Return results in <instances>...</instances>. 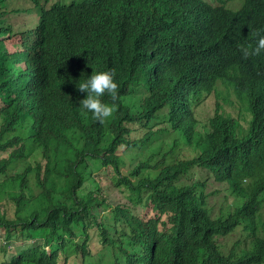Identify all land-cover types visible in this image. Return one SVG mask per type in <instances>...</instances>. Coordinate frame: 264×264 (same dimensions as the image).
I'll list each match as a JSON object with an SVG mask.
<instances>
[{
  "label": "trees",
  "instance_id": "trees-1",
  "mask_svg": "<svg viewBox=\"0 0 264 264\" xmlns=\"http://www.w3.org/2000/svg\"><path fill=\"white\" fill-rule=\"evenodd\" d=\"M66 1L0 0V264H264V51L241 52L264 27L200 0ZM111 68L101 124L77 86ZM218 86L245 120L198 122Z\"/></svg>",
  "mask_w": 264,
  "mask_h": 264
},
{
  "label": "clouds",
  "instance_id": "clouds-1",
  "mask_svg": "<svg viewBox=\"0 0 264 264\" xmlns=\"http://www.w3.org/2000/svg\"><path fill=\"white\" fill-rule=\"evenodd\" d=\"M229 1L231 0H200L201 3H204L215 10L212 15H214L216 20L219 22L237 26L239 24L236 17L240 14L241 20L251 27L253 36L257 29L264 27V0H242L241 7L235 11L227 9L224 6L225 4H229ZM238 6V3H233L232 5L234 8H237ZM256 35H259V33L257 32ZM262 51H264V35L259 36L257 46L255 48H241L244 59H247L250 56L260 55ZM115 77L116 69L111 68L105 71L92 73L86 81L77 86L78 91L87 93L86 98L79 101L83 115L91 113L93 119L101 124L114 115L117 111L116 101L119 99V86ZM221 91V86H218L217 90L208 96L205 102L211 96H214L216 98L215 109L216 105H219V111L222 114H230L231 118H243L245 120L247 113L244 112L247 110V104L242 101V105L239 98L240 96L235 93L218 96ZM105 94L110 97L112 103L104 102L103 97ZM233 99L238 100V102ZM214 116L215 115L212 113V117L207 118L205 121H199L197 116L196 119L199 123H205Z\"/></svg>",
  "mask_w": 264,
  "mask_h": 264
},
{
  "label": "rangeland",
  "instance_id": "rangeland-1",
  "mask_svg": "<svg viewBox=\"0 0 264 264\" xmlns=\"http://www.w3.org/2000/svg\"><path fill=\"white\" fill-rule=\"evenodd\" d=\"M60 2H67L66 0H59ZM233 3H238L239 6L237 8L232 7ZM241 3L242 0H231L229 1V4H225L224 6L227 9L230 10H237L241 7ZM28 4V3H27ZM24 4L23 2H20L19 5L20 6H25L27 7L28 5ZM10 20L12 25L15 28H18V30H20L19 28L23 25L24 23V17L23 15L19 14V15H11L10 16ZM235 100V99H233ZM238 102V100H235ZM215 102H216V98L214 96H211L196 112V116L197 119L199 121H205L207 118L212 117V113L215 110ZM166 142H169V140L166 138L165 139ZM180 148H182V145H180ZM179 150V149H178ZM177 150V152H178ZM124 157L128 163L129 167H133L135 166L139 160H143L144 156L142 155V153H139L137 150L135 151H131L129 153L124 154ZM123 172H126V169L122 170ZM202 173L204 174V177L207 179V188H206V192L208 194L213 193V192H218V194L216 195H212L209 200H210V204L216 209H220L222 206H226L227 203H225V193L224 190L226 188V186L223 184H219L217 182H215L212 178L207 177L206 171H202ZM108 201L111 202L112 204L117 203V202H124V199L122 198V196L117 192V191H112L109 192V198ZM262 215V219L264 221V208L262 209L261 212ZM238 238V236H229L228 238H225L224 240L221 241L222 244H225L226 246H231L236 239ZM14 246V245H12ZM14 249V248H13ZM12 249V251H13ZM11 251V252H12Z\"/></svg>",
  "mask_w": 264,
  "mask_h": 264
},
{
  "label": "built area",
  "instance_id": "built-area-1",
  "mask_svg": "<svg viewBox=\"0 0 264 264\" xmlns=\"http://www.w3.org/2000/svg\"><path fill=\"white\" fill-rule=\"evenodd\" d=\"M0 242H2L1 239H0ZM3 243H4V242H3Z\"/></svg>",
  "mask_w": 264,
  "mask_h": 264
}]
</instances>
